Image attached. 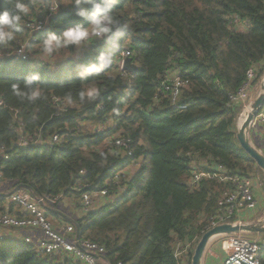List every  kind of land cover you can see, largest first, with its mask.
<instances>
[{"label": "trees", "instance_id": "trees-1", "mask_svg": "<svg viewBox=\"0 0 264 264\" xmlns=\"http://www.w3.org/2000/svg\"><path fill=\"white\" fill-rule=\"evenodd\" d=\"M10 4L0 0V10ZM116 8L129 27L119 48L95 40L79 53L62 50L51 68L39 67L31 57L0 61L1 180L50 198L79 199L83 192L103 189L119 195L124 187L116 201L77 221L79 238L103 246L110 264H176L174 244L200 239L228 187L210 179L187 187L193 163L231 176L263 175L238 145L241 107L230 97L249 70L257 80L264 73V0H119ZM45 11L38 8L29 25L44 23ZM234 18L248 27L234 30ZM76 24L86 21L74 7L61 5L40 32L26 28L17 40L36 53V42L48 31ZM123 51L129 52L135 72L120 70ZM100 52L111 54V64L82 80L78 71ZM34 72L40 73L41 97L16 96L12 83ZM174 79L181 84L175 99L171 89L165 90ZM86 86L98 88L100 95L81 104L79 92ZM69 94L72 105L65 101ZM54 100L65 108L59 110ZM13 111L28 134H57L59 145L17 148ZM116 137L128 142L130 157L114 145ZM138 161L136 171L113 186L114 175ZM4 200L0 196V213ZM0 264L80 263L4 238Z\"/></svg>", "mask_w": 264, "mask_h": 264}, {"label": "built area", "instance_id": "built-area-1", "mask_svg": "<svg viewBox=\"0 0 264 264\" xmlns=\"http://www.w3.org/2000/svg\"><path fill=\"white\" fill-rule=\"evenodd\" d=\"M232 28L245 29L247 24L238 23L237 18L231 22ZM37 24H41L42 27L37 31L40 32L43 29L44 23H36L30 25L28 28L31 32H35L34 28ZM23 46V45H22ZM129 52L123 51L119 58V68L123 70V63L126 58H129ZM21 60L28 61L30 55L27 52L23 55H5V60ZM256 76L253 70H249L246 76V81L238 90V92L230 97L232 104L241 107V113L236 121L237 128L245 121L247 114L251 111V101L257 92ZM256 82V83H255ZM178 79L173 80L171 88L165 86V90H172L173 99L178 94V88L180 87ZM55 106L59 110L65 108V104L59 103L58 100H54ZM1 105V104H0ZM13 123L17 132V148L26 149L31 147H46L52 148L59 145L60 137L57 134L42 138L39 133L28 134L25 131V127L21 119L19 118L18 111H13ZM260 127L258 136L264 141V105L258 114L254 117L250 124V135L254 128ZM102 131V130H101ZM114 145L124 149L127 157L131 156V151L128 150V142L120 140L118 137L114 138ZM3 153V152H2ZM8 157L5 155L4 159ZM137 168L140 162L131 163ZM193 171L188 180L189 188H197L199 183L203 179L216 180L220 183L227 184L228 187L221 194L218 201V209L215 215L209 220V224L205 232L212 228L230 224L235 226H241L245 223L242 221L243 214H247L254 211L256 208V200L253 191L252 177L231 176L224 172L209 170H201V166L197 163H193ZM200 169V170H199ZM126 173L122 170L117 172L112 178L113 186H118L120 181ZM0 174V182H1ZM7 189V201L9 204L14 205L16 208L24 212V216H11L6 213H0V228L13 231H25L33 230L41 233L42 237L37 241L32 240L29 237L23 236L21 242L26 245L32 246L36 252L44 255H58L63 256L80 264H110L106 258V250L103 246L91 242L86 239H80L76 237L75 228L72 225H67L63 228V232H57L54 230L53 225L47 217L45 211L41 208L44 205H54L58 202L61 196L50 197H34L30 192L24 188L13 187L12 183L6 182ZM121 192L119 195H113L109 191L103 189L98 191L83 192L79 198V207L83 214V217L92 211H95L100 206V200H107L108 204L113 203L122 195L126 190L124 187L119 188ZM244 233L222 235L221 248L225 253V258L222 264H264V236H260L256 239L245 238ZM0 239H4L0 236ZM198 242V239L187 242H176L173 247V258L176 264H190L193 250ZM116 264H121L117 262Z\"/></svg>", "mask_w": 264, "mask_h": 264}, {"label": "clouds", "instance_id": "clouds-1", "mask_svg": "<svg viewBox=\"0 0 264 264\" xmlns=\"http://www.w3.org/2000/svg\"><path fill=\"white\" fill-rule=\"evenodd\" d=\"M118 2L119 0H11L8 9L0 10V59L5 55H23L27 52L32 58L40 61L39 67L47 64L51 68L58 62L57 56L62 50L72 49L79 53L95 40H101L111 48H119L122 38L129 32V27L122 23L117 15ZM61 5L74 7L75 15L86 21V24L69 26L60 32L48 31L36 42V53L26 46H21L17 37L30 26L29 20L36 10L46 9L48 15L44 16V24H48L50 17L58 13ZM41 27V24H37L34 31ZM111 62L110 53L100 52L95 62L80 68L78 75L85 80L88 76L101 73ZM39 80L40 73L34 72L23 81L12 83V92L22 99L36 101L42 95ZM99 95L98 88L86 86L79 92V101L81 104H90L95 102ZM65 101L68 105L74 103L70 94L65 97Z\"/></svg>", "mask_w": 264, "mask_h": 264}, {"label": "crops", "instance_id": "crops-1", "mask_svg": "<svg viewBox=\"0 0 264 264\" xmlns=\"http://www.w3.org/2000/svg\"><path fill=\"white\" fill-rule=\"evenodd\" d=\"M172 76H174L175 72L171 73ZM256 88L257 92H255V96L253 97V100L251 101V104L254 102L256 96L260 94L264 88V73L263 75L256 81ZM260 127L254 128L252 133L248 135V138L250 140V143L262 154L264 155V141L259 138ZM136 171L130 169L126 174L130 175ZM256 174V173H255ZM262 175V174H261ZM264 176V172H263ZM253 180V191L255 195L256 200V208L254 211H251L249 213H245L242 216V221L245 224H253L257 222L264 221V188L261 180L256 175H251ZM7 183L1 181L0 182V196L5 198L4 202V210L2 213H6L11 216H24V212H21L20 209L16 208L14 205L9 204L7 201ZM100 206H106L108 204L107 200H100ZM98 207V208H99ZM97 208V209H98ZM43 211H45L47 217L51 221L53 228L55 231L62 233L63 228L67 225H72L74 228V223L77 224V221L79 219L83 218V214L79 207V199H76L74 197H62L58 200V202L54 205H44L41 208ZM96 209V210H97ZM76 233V229H75ZM260 235V234H258ZM0 236L3 238L13 239L16 241H21V238L23 236L29 237L34 241H37L42 237L41 233L38 231L33 230H25V231H13V230H7L4 228H0ZM262 236V235H260ZM221 236L215 237L212 240L209 241L207 244L204 255L201 261V264H222L225 253L221 248Z\"/></svg>", "mask_w": 264, "mask_h": 264}, {"label": "water", "instance_id": "water-1", "mask_svg": "<svg viewBox=\"0 0 264 264\" xmlns=\"http://www.w3.org/2000/svg\"><path fill=\"white\" fill-rule=\"evenodd\" d=\"M137 66L132 63L130 58H126L123 63V70L125 72L133 73L137 70ZM262 92L258 94L251 104V111L247 114L245 121L237 128L236 140L240 149L254 162L255 166L264 172V155H262L251 143L248 138L250 131V124L252 123L254 117L261 110L264 105V88L262 87ZM189 187V186H187ZM19 188H25L19 186ZM26 189V188H25ZM76 229V237H79V230L76 223H74ZM238 233H250L255 235L264 236V221L257 222L253 224H244L241 226H235L230 224H223L212 228L211 230L205 232L198 240L192 256L190 264H201L205 248L210 240L215 237L222 235H232Z\"/></svg>", "mask_w": 264, "mask_h": 264}, {"label": "rangeland", "instance_id": "rangeland-1", "mask_svg": "<svg viewBox=\"0 0 264 264\" xmlns=\"http://www.w3.org/2000/svg\"><path fill=\"white\" fill-rule=\"evenodd\" d=\"M36 33H38V32L36 31ZM34 48H35V47H34ZM31 50L33 51L34 49L32 48ZM33 53H34V52H33ZM30 57H31V56H30ZM31 58H32V57H31ZM60 58H61V56H60V53H59L58 56H57V60H60ZM130 169L135 170V169H137V167H136L135 165H133V164H130L129 166L123 168L122 171H123L124 173H126V172H128ZM250 175H251V174H250ZM252 175H256V176L259 177V179L261 180V182H262V184H263V188H264V176L261 175L260 173H256V174L254 173V174H252ZM243 236H244L245 238H250V239H256V238L259 237L258 235L250 234V233H244Z\"/></svg>", "mask_w": 264, "mask_h": 264}]
</instances>
